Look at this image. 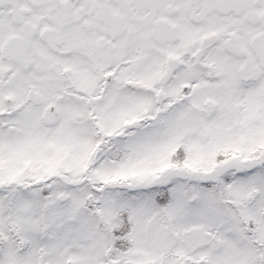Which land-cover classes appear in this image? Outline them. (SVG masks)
<instances>
[{
  "label": "snow or ice",
  "instance_id": "snow-or-ice-1",
  "mask_svg": "<svg viewBox=\"0 0 264 264\" xmlns=\"http://www.w3.org/2000/svg\"><path fill=\"white\" fill-rule=\"evenodd\" d=\"M0 264H264V0H0Z\"/></svg>",
  "mask_w": 264,
  "mask_h": 264
}]
</instances>
